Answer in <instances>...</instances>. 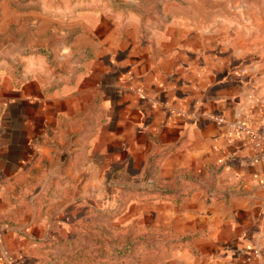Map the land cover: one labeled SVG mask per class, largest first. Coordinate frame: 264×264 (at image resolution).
Returning a JSON list of instances; mask_svg holds the SVG:
<instances>
[{"label":"crops","instance_id":"obj_1","mask_svg":"<svg viewBox=\"0 0 264 264\" xmlns=\"http://www.w3.org/2000/svg\"><path fill=\"white\" fill-rule=\"evenodd\" d=\"M191 2L164 5L166 22L148 38L132 15L81 16L84 29L66 64L72 53L89 55L72 65L74 75L67 69L50 88L34 79L1 85L0 189L34 188L36 165L48 171L57 156L86 154L104 173L122 164L129 187L136 171L145 176L138 182L162 192L142 202L171 210L160 215L178 235L194 236L187 250L197 262L264 264V79L248 82L241 52L227 47L221 28L230 29L224 13L233 7ZM211 11H223L214 32ZM20 107L23 118L14 119ZM74 170L77 183L87 170ZM189 189L180 204L172 201Z\"/></svg>","mask_w":264,"mask_h":264},{"label":"rangeland","instance_id":"obj_2","mask_svg":"<svg viewBox=\"0 0 264 264\" xmlns=\"http://www.w3.org/2000/svg\"><path fill=\"white\" fill-rule=\"evenodd\" d=\"M168 1L0 0V86L18 88L34 79L50 88L65 80L67 69L74 75L72 65L89 55L87 51L72 53V64H66L68 50L77 47L76 39L84 29L78 20L81 16L105 12L118 19L132 15L137 22H145L136 31L148 38L164 26L161 9ZM174 1L194 4L192 0ZM208 2L233 7L224 9L228 20H233L230 29L221 28L226 30L227 47L241 52L238 68L243 76H250L248 82L263 80L264 0ZM221 12L209 13L212 32L220 28L214 17L222 18ZM21 109L12 110L14 119L23 118ZM79 158L57 156L51 167L44 166L46 170L50 167L48 171L36 165L34 188L0 189V264H203L197 262L195 252L192 255L187 250L194 236L178 235L167 216L160 215L167 209L142 202L153 200L157 197L153 192L158 191L155 184L137 181L145 179L143 173H132L135 183L129 187L124 182L129 174L122 164L104 173L86 154ZM39 161L46 163L36 157ZM76 164L87 171L73 183L80 174L74 170ZM48 180L52 182L43 187Z\"/></svg>","mask_w":264,"mask_h":264},{"label":"trees","instance_id":"obj_3","mask_svg":"<svg viewBox=\"0 0 264 264\" xmlns=\"http://www.w3.org/2000/svg\"><path fill=\"white\" fill-rule=\"evenodd\" d=\"M194 189H189V190H181L178 194L174 195V197L172 198V201L175 204H180L182 199L188 195H190L193 192ZM155 195H157V197H155L154 199H157L159 197H164L162 192H153ZM171 193H166V195H170ZM209 200V199H208Z\"/></svg>","mask_w":264,"mask_h":264},{"label":"built area","instance_id":"obj_4","mask_svg":"<svg viewBox=\"0 0 264 264\" xmlns=\"http://www.w3.org/2000/svg\"><path fill=\"white\" fill-rule=\"evenodd\" d=\"M242 74H244V71H242ZM214 119L216 121H218L220 124H223L224 123V119L222 117H215ZM236 127L238 129H240L241 131H243V132H245L247 130L245 124H237Z\"/></svg>","mask_w":264,"mask_h":264}]
</instances>
